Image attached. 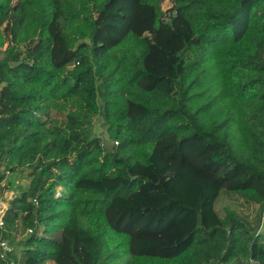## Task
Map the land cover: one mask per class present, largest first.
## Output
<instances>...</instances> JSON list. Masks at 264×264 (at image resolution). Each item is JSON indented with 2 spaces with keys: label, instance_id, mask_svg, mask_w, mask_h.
Listing matches in <instances>:
<instances>
[{
  "label": "trees",
  "instance_id": "trees-1",
  "mask_svg": "<svg viewBox=\"0 0 264 264\" xmlns=\"http://www.w3.org/2000/svg\"><path fill=\"white\" fill-rule=\"evenodd\" d=\"M165 1L0 0V264H264V0Z\"/></svg>",
  "mask_w": 264,
  "mask_h": 264
},
{
  "label": "rangeland",
  "instance_id": "rangeland-1",
  "mask_svg": "<svg viewBox=\"0 0 264 264\" xmlns=\"http://www.w3.org/2000/svg\"><path fill=\"white\" fill-rule=\"evenodd\" d=\"M170 0H166L163 4V8L166 10L168 7H170ZM94 132L96 135L101 137L105 145L110 146L112 144V141L108 137L107 133V126L104 121V119L101 116H97L94 118ZM29 170H27L20 178V184H25L28 181V178L26 177V174H28ZM14 191L11 190H5L2 193H0V198L3 202L4 209L7 207V203L10 200V198L13 196ZM261 227V231L264 232V217H259V227ZM10 245H7V248L5 250H10ZM10 264H24V255L22 253H19L14 256V258L11 259Z\"/></svg>",
  "mask_w": 264,
  "mask_h": 264
},
{
  "label": "built area",
  "instance_id": "built-area-1",
  "mask_svg": "<svg viewBox=\"0 0 264 264\" xmlns=\"http://www.w3.org/2000/svg\"><path fill=\"white\" fill-rule=\"evenodd\" d=\"M4 212H5L4 205H3V202H2V200L0 198V227L1 228L4 227V225H5ZM29 231H31V229H29ZM7 245L8 244L5 241L0 242V246L3 249H6ZM236 264H250V263H236Z\"/></svg>",
  "mask_w": 264,
  "mask_h": 264
},
{
  "label": "water",
  "instance_id": "water-1",
  "mask_svg": "<svg viewBox=\"0 0 264 264\" xmlns=\"http://www.w3.org/2000/svg\"><path fill=\"white\" fill-rule=\"evenodd\" d=\"M134 178H136V177H134Z\"/></svg>",
  "mask_w": 264,
  "mask_h": 264
}]
</instances>
